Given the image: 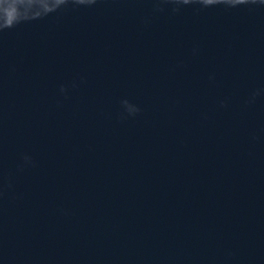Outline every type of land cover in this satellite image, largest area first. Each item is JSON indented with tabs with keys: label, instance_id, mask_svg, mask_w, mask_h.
I'll return each instance as SVG.
<instances>
[{
	"label": "clouds",
	"instance_id": "9594fccd",
	"mask_svg": "<svg viewBox=\"0 0 264 264\" xmlns=\"http://www.w3.org/2000/svg\"><path fill=\"white\" fill-rule=\"evenodd\" d=\"M184 2H185V3H187V2H188V0H184ZM239 2H242V0H239ZM125 103H127V102H125Z\"/></svg>",
	"mask_w": 264,
	"mask_h": 264
}]
</instances>
